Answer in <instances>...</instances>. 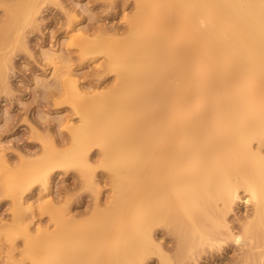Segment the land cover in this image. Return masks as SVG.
Here are the masks:
<instances>
[{"label": "bare ground", "instance_id": "1", "mask_svg": "<svg viewBox=\"0 0 264 264\" xmlns=\"http://www.w3.org/2000/svg\"><path fill=\"white\" fill-rule=\"evenodd\" d=\"M135 3L124 37L88 42L68 33V46L82 58L102 55L104 70L115 75L110 88L92 96L75 80L65 82L64 100L80 116L69 129L70 149L44 146L18 168L0 149L4 191L33 183L48 190L58 167H78L92 178L93 145L110 175V207L89 224L65 218L47 201L40 207L56 229L34 230L25 215L34 204L16 200L18 231L10 228L5 241L14 250L20 237L29 264H144L153 256L175 264L227 240L251 253L264 250V0ZM35 9L26 5L21 14L29 18ZM8 12L1 47L20 37L18 10ZM242 202L252 212L235 233L227 217ZM159 228L176 235L174 258L156 241ZM12 263L25 264L14 256Z\"/></svg>", "mask_w": 264, "mask_h": 264}, {"label": "rangeland", "instance_id": "2", "mask_svg": "<svg viewBox=\"0 0 264 264\" xmlns=\"http://www.w3.org/2000/svg\"><path fill=\"white\" fill-rule=\"evenodd\" d=\"M26 5H34L37 9L29 18L21 14ZM135 7V0H0V66L4 70V78L0 80V149L10 165L18 168L22 160L38 159L47 145L59 151L70 149L69 129L79 125L80 116L64 100L65 82L75 80L86 95L92 96L110 88L115 75L104 70L102 55L82 58L76 47L68 46L69 31L73 29L87 41L103 42L124 37ZM11 9L18 10L20 37L14 35L12 45L1 47V36L9 24L8 11ZM5 57L7 61L2 62ZM87 154L90 167L96 166L90 179L78 167H58L50 172L48 190L40 183H33L26 190L22 186L9 191L0 189V264H13V256L29 264L21 254L24 242L20 237L16 238L14 250L5 241L9 231H18V225L14 224V205L19 197L34 204L31 211L25 212L34 230L38 226L51 232L56 229L48 212L41 210L47 201L54 205V208L49 204L48 207L55 212L60 214L61 211L65 218L79 223L94 219L104 210L107 213L114 196L109 172L99 167L101 152L97 145ZM47 194L49 198L43 199ZM249 212H252L250 204L242 202L228 215L235 233L240 232L242 221L239 219H244ZM157 230L156 241L170 256L173 252L174 258L176 235L163 228ZM253 251L254 261L247 263L246 257L251 251L227 240L202 245L180 262L175 258L174 263L264 264V250ZM147 261L146 264H159L155 256Z\"/></svg>", "mask_w": 264, "mask_h": 264}]
</instances>
